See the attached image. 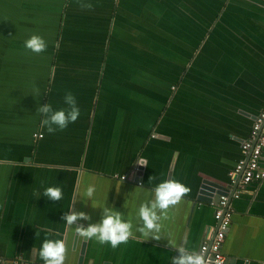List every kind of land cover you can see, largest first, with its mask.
<instances>
[{"label": "crops", "instance_id": "1", "mask_svg": "<svg viewBox=\"0 0 264 264\" xmlns=\"http://www.w3.org/2000/svg\"><path fill=\"white\" fill-rule=\"evenodd\" d=\"M224 1L206 26L198 20L211 10L191 0L193 26H174L153 42L156 69L130 73L108 66L115 55L109 59V46L103 51L122 33L113 22L114 0L98 3L100 34L76 55L55 52L70 27V0H0V258L43 264L38 250L47 238L66 242V264H173L179 248L198 252L211 239L216 204L197 201L199 186L208 180L228 187L241 144L264 106V0ZM141 8L147 13L144 1ZM226 11L229 25L223 26L217 22ZM32 34L43 37L46 51L24 48ZM139 34L142 51H149L150 39ZM67 92L80 116L50 134L36 110L47 103L66 109ZM141 161L136 181L113 178H129ZM166 180L191 191L161 220L160 240L136 233L114 249L80 237L61 219L84 212L91 220L80 223L87 226L107 207L138 226L139 205ZM52 186L63 189L60 201L43 195ZM88 186L96 189L91 198ZM229 206L225 264H264V179Z\"/></svg>", "mask_w": 264, "mask_h": 264}, {"label": "clouds", "instance_id": "2", "mask_svg": "<svg viewBox=\"0 0 264 264\" xmlns=\"http://www.w3.org/2000/svg\"><path fill=\"white\" fill-rule=\"evenodd\" d=\"M87 7L91 6L87 5ZM24 48L34 54H40L46 51L47 43L42 36L32 34L25 40ZM64 103L68 106L66 109L54 111L47 103L36 110L44 117L41 123L46 126L50 134L64 130L69 123L76 122L80 116L76 97L71 92L65 94ZM95 191L94 186H88L86 195L91 198ZM190 191V187L178 180H166L159 183L153 190L154 198L145 200L139 205L138 226L134 225L132 220H126L121 212L107 207L103 209L102 218L98 222L87 223V226L80 223V221L91 220V217L84 212L73 210L64 214L61 219L69 228L75 225V231L80 237L95 239L101 244L107 243L114 249L121 244H126L130 238L135 239L136 233L144 238L160 240L161 220L167 218L168 210L177 206ZM43 195L53 202L60 201L63 198V189L59 186L47 187ZM38 255L43 264H66L68 247L63 239L46 238L38 250ZM173 264H206V260L195 251L179 248Z\"/></svg>", "mask_w": 264, "mask_h": 264}, {"label": "rangeland", "instance_id": "3", "mask_svg": "<svg viewBox=\"0 0 264 264\" xmlns=\"http://www.w3.org/2000/svg\"><path fill=\"white\" fill-rule=\"evenodd\" d=\"M100 1L103 0H70L69 8L67 9V15L71 19L70 27L64 29L61 42L55 45L56 53H71L76 55V53L83 52V49L89 45L84 43L90 39H95L97 34H100L99 30L102 27L96 24L99 23L98 21L101 18V9L98 7ZM141 1H144L147 13L142 11ZM114 2L113 22L116 25V30L121 25L122 33L119 36L113 35L110 38V44L104 45L103 51L106 53V48L109 46V59H111V55H115V59L109 60L108 66L112 65L115 68H124L123 70L130 73L133 70L135 71V69L138 72L140 71L139 68L143 67L156 69L154 66H158V53H153L154 51L157 52V50L153 49L154 43H158L162 36L167 35V32H175L174 26L188 29L192 25L190 9H188L191 6V0H114ZM205 2L204 0H199V7L211 11L200 14L199 25L210 22L209 16L216 13L221 4L225 3L224 0H205ZM87 5L91 7H87ZM207 7L210 9H207ZM222 11L223 8L220 9L221 13ZM228 16L229 14L226 11L220 17V22L217 23L223 26L229 25L227 24L229 21ZM134 23L136 27L132 29L129 24ZM139 23H143L144 27H138ZM209 25V23L206 24V26ZM160 28L164 31H161ZM140 31L144 34L145 40L150 39L151 41V49L149 51H142L146 43L141 44L143 41H141ZM95 47L97 50L100 45L95 44ZM60 63L57 60L56 66H60Z\"/></svg>", "mask_w": 264, "mask_h": 264}, {"label": "built area", "instance_id": "4", "mask_svg": "<svg viewBox=\"0 0 264 264\" xmlns=\"http://www.w3.org/2000/svg\"><path fill=\"white\" fill-rule=\"evenodd\" d=\"M42 137L41 134L34 135ZM242 157L229 172V185L232 193L220 196L219 202L215 206L214 220L216 222V230L211 239L202 243L199 253L202 255L206 264H224L226 257L222 253V245L225 240L226 233L232 220V210L230 209V201L238 199L240 195L246 192L247 187L252 183H259L264 179V106L260 109L250 128L248 138L241 144ZM115 179L122 181L129 180L128 175L113 176ZM140 185V182H136ZM0 264H32L14 259L7 261L0 258Z\"/></svg>", "mask_w": 264, "mask_h": 264}, {"label": "water", "instance_id": "5", "mask_svg": "<svg viewBox=\"0 0 264 264\" xmlns=\"http://www.w3.org/2000/svg\"><path fill=\"white\" fill-rule=\"evenodd\" d=\"M142 163L143 162L141 161L139 165H136L134 172L130 174L129 179H134V181L138 179V177H134V175H135L136 170H139V169L141 170L140 165H143ZM136 174L139 175L138 172H136ZM232 191L233 190L223 185L216 184L212 181L203 180L199 186L198 193H197L198 196L196 199L198 202H204L208 204H213V203L217 204L219 202L220 196L222 195L230 196Z\"/></svg>", "mask_w": 264, "mask_h": 264}]
</instances>
